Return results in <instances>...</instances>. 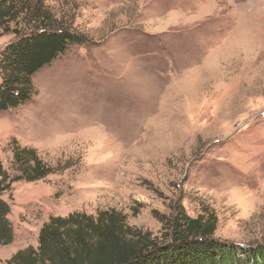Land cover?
<instances>
[{
  "label": "rangeland",
  "instance_id": "obj_1",
  "mask_svg": "<svg viewBox=\"0 0 264 264\" xmlns=\"http://www.w3.org/2000/svg\"><path fill=\"white\" fill-rule=\"evenodd\" d=\"M45 3L90 43L34 75L31 103L0 112L9 180L14 142L54 170L5 193L0 264L75 212L116 210L161 242L177 205L213 213L219 243L264 246V0ZM13 39L0 30V50Z\"/></svg>",
  "mask_w": 264,
  "mask_h": 264
},
{
  "label": "trees",
  "instance_id": "obj_2",
  "mask_svg": "<svg viewBox=\"0 0 264 264\" xmlns=\"http://www.w3.org/2000/svg\"><path fill=\"white\" fill-rule=\"evenodd\" d=\"M0 30L14 35L0 50V112L31 103L37 96L34 75L70 47L90 43L56 18L45 0H0ZM11 152L19 175L9 180L0 168V246L13 242L4 199L11 184L42 181L54 173L33 149L14 142ZM174 211L160 218L166 237L161 242L129 227L116 210L50 217L39 230L37 248L18 251L4 264H264V246L246 249L212 239L213 213L192 219L179 205Z\"/></svg>",
  "mask_w": 264,
  "mask_h": 264
}]
</instances>
